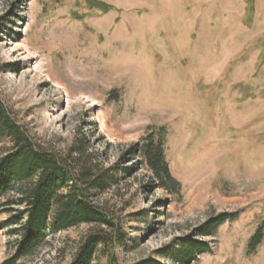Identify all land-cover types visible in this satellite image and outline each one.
Masks as SVG:
<instances>
[{
	"label": "rangeland",
	"instance_id": "374dc122",
	"mask_svg": "<svg viewBox=\"0 0 264 264\" xmlns=\"http://www.w3.org/2000/svg\"><path fill=\"white\" fill-rule=\"evenodd\" d=\"M0 103L53 151L85 137L104 167L128 169L98 201L127 239L115 264L158 259L234 212L192 264H264V240L247 254L264 221V0H0ZM157 130L177 194L128 160ZM89 230L48 238L19 264H68ZM7 241L0 230V264Z\"/></svg>",
	"mask_w": 264,
	"mask_h": 264
},
{
	"label": "trees",
	"instance_id": "16d2710c",
	"mask_svg": "<svg viewBox=\"0 0 264 264\" xmlns=\"http://www.w3.org/2000/svg\"><path fill=\"white\" fill-rule=\"evenodd\" d=\"M90 9L103 13L107 5L91 1ZM118 100L116 91L109 93ZM128 160L139 157L152 176V182L166 192L177 194L180 185L172 179L164 155V140L159 130L148 134L141 146L130 149ZM130 162V161H128ZM125 167H104L85 137H74L71 145L58 153L36 141L0 103V230L7 238L11 257L2 264H19L32 258L48 244V238L87 226L88 233L77 243L68 264H115V249L125 248L127 239L118 219L98 201L115 189ZM238 218V212L221 213L208 218L192 238L180 240L175 248L158 252V259L145 264H192L210 253L207 239L220 226ZM264 240V221L248 241L247 254L253 255Z\"/></svg>",
	"mask_w": 264,
	"mask_h": 264
}]
</instances>
